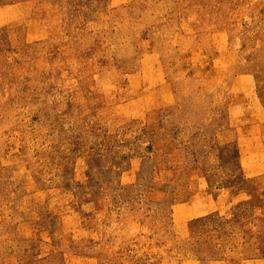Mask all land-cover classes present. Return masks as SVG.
Listing matches in <instances>:
<instances>
[{"label":"rangeland","instance_id":"1","mask_svg":"<svg viewBox=\"0 0 264 264\" xmlns=\"http://www.w3.org/2000/svg\"><path fill=\"white\" fill-rule=\"evenodd\" d=\"M0 264H264V0H0Z\"/></svg>","mask_w":264,"mask_h":264}]
</instances>
